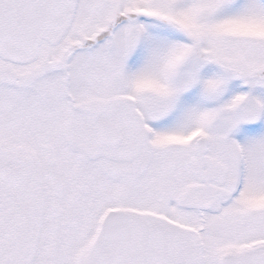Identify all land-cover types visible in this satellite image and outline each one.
Segmentation results:
<instances>
[{
	"label": "snow or ice",
	"instance_id": "snow-or-ice-1",
	"mask_svg": "<svg viewBox=\"0 0 264 264\" xmlns=\"http://www.w3.org/2000/svg\"><path fill=\"white\" fill-rule=\"evenodd\" d=\"M0 264H264V0H0Z\"/></svg>",
	"mask_w": 264,
	"mask_h": 264
}]
</instances>
